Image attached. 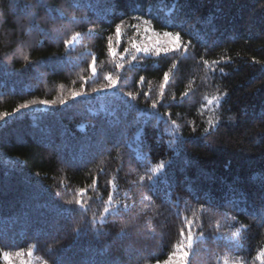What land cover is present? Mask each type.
Listing matches in <instances>:
<instances>
[{
	"label": "trees",
	"instance_id": "obj_1",
	"mask_svg": "<svg viewBox=\"0 0 264 264\" xmlns=\"http://www.w3.org/2000/svg\"><path fill=\"white\" fill-rule=\"evenodd\" d=\"M160 5L186 53L135 47L129 16ZM33 99L52 104L16 111ZM182 246L264 264V0H0V251L150 264Z\"/></svg>",
	"mask_w": 264,
	"mask_h": 264
},
{
	"label": "snow or ice",
	"instance_id": "obj_2",
	"mask_svg": "<svg viewBox=\"0 0 264 264\" xmlns=\"http://www.w3.org/2000/svg\"><path fill=\"white\" fill-rule=\"evenodd\" d=\"M138 22L134 25L136 28L139 29V32H143L146 41V43H137L135 45L136 48L140 49L141 51H152V52H160V53H167L169 51H175L177 53H180L181 50L183 52H187L188 48L187 45H184L181 43V33L179 31H164L162 33V38L161 34L155 32L152 30V20L151 19H143L139 16L135 18ZM124 24H119L117 27L119 28L120 34H121V29ZM113 39V38H112ZM72 43L71 40L65 41V44L68 45ZM134 54V53H133ZM94 67V64H93ZM169 74L165 75V80L169 79ZM111 81V84H116L117 80L115 77H110L109 78ZM130 96H132L133 99H135V96L133 93H129ZM161 98H163V95H161ZM211 100L212 104H219L220 103V96L219 95H214L208 101ZM207 101V102H208ZM37 103H40L44 106L51 105V101H37L35 99L29 100L26 103H22L21 106H19L16 111H21L23 107H28L30 105H35ZM157 104L158 101L153 100L151 103V107L153 109H157ZM6 115V114H5ZM143 115V114H142ZM161 115H169L168 113H159L157 115V119L160 118ZM170 124L173 125L172 127H168L166 131H169L173 134L178 133L179 129L177 126H175L174 121L170 120ZM209 125H212V121H209ZM193 131H196L195 128H193ZM205 132L208 131L207 128L204 129ZM139 135V133H137ZM176 138L170 141V146H178L180 140L182 139L179 135H175ZM178 148V147H177ZM82 202V201H81ZM29 252L28 250H16L14 252L11 251H0V264H21V262H24L26 264V258L28 256Z\"/></svg>",
	"mask_w": 264,
	"mask_h": 264
},
{
	"label": "rangeland",
	"instance_id": "obj_3",
	"mask_svg": "<svg viewBox=\"0 0 264 264\" xmlns=\"http://www.w3.org/2000/svg\"><path fill=\"white\" fill-rule=\"evenodd\" d=\"M159 7H163L164 11L158 12V18H156L153 14L149 13V10L145 14H140L137 12H133L132 15H130V19L133 20L132 26H133V34L134 35H139L137 38H135L139 43L143 44L146 42L145 36L143 32H139V29L136 28L134 25L138 22L135 18L137 16L143 18V19H151L152 20V30H154L157 33L161 34L162 38V33L165 31L161 26H159V23L163 20L165 15H168L170 11L172 10V6L165 7L164 5H160ZM186 257H187V251L186 247L182 246L178 248L174 253H172L170 256H168L166 259L160 261V262H155V263H150V264H186ZM21 264H24V262H21ZM26 264H46L44 262H40L35 256H33L31 253L28 254L26 258Z\"/></svg>",
	"mask_w": 264,
	"mask_h": 264
}]
</instances>
